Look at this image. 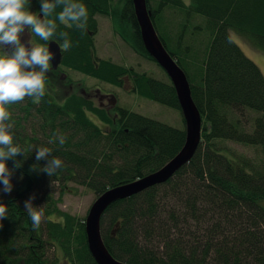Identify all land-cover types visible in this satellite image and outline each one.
<instances>
[{
    "label": "trees",
    "instance_id": "16d2710c",
    "mask_svg": "<svg viewBox=\"0 0 264 264\" xmlns=\"http://www.w3.org/2000/svg\"><path fill=\"white\" fill-rule=\"evenodd\" d=\"M44 2L30 0V11L42 19ZM48 2L55 5L48 18L56 22L50 40L72 45L62 51L59 68L117 86L127 77L139 96L180 111L170 79L144 48L132 0ZM71 3L86 6L84 28L79 26L83 18L70 21L71 28L60 23L58 13ZM146 7L155 31L166 8H185L187 15L206 20L210 42L201 60L194 36L185 45V33L173 42L156 32L186 74L202 118L201 137L192 158L168 180L105 209L103 243L127 264H264V76L230 33L264 51V0H190L188 6L183 0H146ZM97 16L110 19L114 33L164 76L157 79L96 57ZM51 95L46 91L39 101L26 97L6 106L11 112L6 130L21 151L6 161L11 192H3L0 183V203L8 206L0 220V264H58L60 258L65 264H97L87 248L84 218L60 210L50 186L62 190L73 182L97 197L161 168L185 140L184 127L118 106L112 116L79 93L64 99ZM229 141L258 149V156L234 154L225 145ZM41 148L49 151L37 161ZM53 159L62 163L49 176L43 169ZM36 188L43 192L33 196L44 203V220L33 229L24 203Z\"/></svg>",
    "mask_w": 264,
    "mask_h": 264
},
{
    "label": "rangeland",
    "instance_id": "374dc122",
    "mask_svg": "<svg viewBox=\"0 0 264 264\" xmlns=\"http://www.w3.org/2000/svg\"><path fill=\"white\" fill-rule=\"evenodd\" d=\"M183 1L186 6L190 3V0ZM97 26V32L93 38L96 57L110 60L117 65L128 66L137 72L147 73L157 79H161L164 76L161 68L155 62L137 54L128 43L121 39L118 34L114 33L110 19L97 16ZM156 32L164 34L169 41L172 39L173 42H176L185 33L186 40L183 41L185 45L189 44L191 36H194L196 56L199 60L203 58L210 42L205 18L194 13L187 15L185 8H166L159 28L156 25ZM230 33L233 40L239 45L245 55L260 68L264 76V51L249 44L248 40L235 32L230 31ZM63 72L65 74L64 78H62L60 72H57L56 75L57 79L61 82L58 91H56L57 97L58 95L61 97V95L66 96L71 93H79L86 95L94 105L107 109L108 114L112 116H114L116 107L118 106L175 128H185L181 112L178 109L139 96L136 92L132 91V83L127 77H123L122 85L117 86L67 69H63ZM69 86L72 89L69 90ZM247 119L249 121V117ZM225 145L238 156L241 155L248 159H254L258 156V149L252 146L231 141ZM50 188L55 198L59 196L60 200L57 206L60 210L84 218V220L92 203L98 197L90 189L73 182L66 184L62 190L57 184L50 186ZM36 194L43 196L40 188H36L35 194H31L27 201L31 202L33 208L37 206L40 209L44 203L38 202L36 197L33 196ZM43 220L44 214L41 223H43ZM65 263L67 262L62 258L58 261V264Z\"/></svg>",
    "mask_w": 264,
    "mask_h": 264
},
{
    "label": "clouds",
    "instance_id": "9594fccd",
    "mask_svg": "<svg viewBox=\"0 0 264 264\" xmlns=\"http://www.w3.org/2000/svg\"><path fill=\"white\" fill-rule=\"evenodd\" d=\"M57 3H63V0H57ZM54 8V4L45 0L41 8L44 19H40L30 11V0H0V45L14 46L11 54L0 50V183L4 185L5 193L12 190L11 171L7 168L6 161L21 151L19 146L13 144V134L6 130L5 121L11 116L6 106L22 102L26 97H31L34 101L41 100L46 95V73L51 70L50 61L54 58L46 43L28 48L21 43L20 37L28 28L41 41H49L56 29L55 20L48 18ZM81 18L85 23L79 26L84 28L88 20V10L82 3H71L58 13L60 23L68 28L72 27L70 21L79 22ZM71 46L70 40L65 39L60 49L67 51ZM63 143L65 140L62 138L61 144ZM48 151L47 148H41L36 156L37 161L43 159ZM61 163L60 159H53L43 171L51 176ZM20 166L19 163L15 165ZM25 209L33 229H38L42 222L43 208L34 209L31 202L26 201ZM7 213L8 206L0 203V220Z\"/></svg>",
    "mask_w": 264,
    "mask_h": 264
},
{
    "label": "water",
    "instance_id": "95a60500",
    "mask_svg": "<svg viewBox=\"0 0 264 264\" xmlns=\"http://www.w3.org/2000/svg\"><path fill=\"white\" fill-rule=\"evenodd\" d=\"M132 4L144 48L148 55L165 71L176 92L178 106L185 125V140L179 151L161 168L131 182L107 189L92 203L84 220V230L88 251L97 264H127L116 260L103 243L100 219L105 209L117 200L130 197L168 180L192 158L198 147L202 130V118L191 97L186 74L165 49L157 35L147 11L146 0H132ZM37 16L42 19L41 13ZM47 46L49 51L54 54L50 64L55 69L61 63L60 45L56 41L50 40Z\"/></svg>",
    "mask_w": 264,
    "mask_h": 264
},
{
    "label": "flooded vegetation",
    "instance_id": "af4514ba",
    "mask_svg": "<svg viewBox=\"0 0 264 264\" xmlns=\"http://www.w3.org/2000/svg\"><path fill=\"white\" fill-rule=\"evenodd\" d=\"M36 15H37V13H36ZM20 39H21V43L24 44L28 48L35 46V44H40L39 41H37L36 38L34 37V34L31 33V30L28 28H26L24 33L21 34ZM0 50H3L5 52H7L8 54H11L12 51L14 50V46H12V45H0ZM60 64L55 69L51 66V70L46 73V79H47L46 80V91L50 92V94H52L51 96H53V97H56V91H58V89L61 85V82L56 77L57 72H60V74L62 75V78L65 77V74L63 72V69H65V68H63V67L59 68ZM37 70H39V69L37 68ZM70 89H72L71 86H69V90ZM84 96H86V95H84ZM59 98L64 99L65 95H61V97H59Z\"/></svg>",
    "mask_w": 264,
    "mask_h": 264
}]
</instances>
